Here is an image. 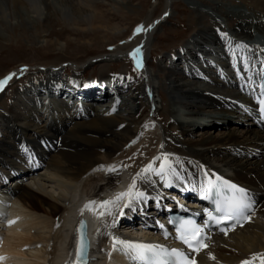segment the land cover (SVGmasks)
<instances>
[{
	"label": "bare ground",
	"instance_id": "bare-ground-1",
	"mask_svg": "<svg viewBox=\"0 0 264 264\" xmlns=\"http://www.w3.org/2000/svg\"><path fill=\"white\" fill-rule=\"evenodd\" d=\"M191 1L197 16L193 34L172 51L169 63L158 64L154 72L146 62L149 40L168 18L164 13L170 14L172 0H164L156 17L141 20L138 24L153 27L131 40L135 27L119 40L122 35L101 19V25H94L101 16L95 3L108 4L120 13L122 8L133 11L125 0H0V42L20 39L39 44L47 29L66 21L83 22L92 31L102 30L103 37L119 41L94 61L117 59L141 44L144 65L134 84L121 71L102 73L98 79L73 71L68 82L58 77L56 68H45L37 70L41 78L27 79L29 83L11 90V104L1 105L0 115V220L4 216L13 223L0 228V256L4 257L0 264H65L74 259L80 218L87 223L88 264H132L123 252L111 249L108 233L127 239L147 237L146 233L154 232L145 227L160 219L164 210L150 201L147 215L142 217L138 211L108 229L110 218L100 227L101 217L88 210L81 214L79 209L87 200L126 188L139 167L160 152L174 154L172 163L185 184L205 180L208 171L241 184L256 198L250 220L227 235L209 237L208 248L196 255L200 264H239L253 252L264 253V128L253 122L250 93V84L264 66V0ZM221 33H227L228 39ZM229 40L255 49L257 59L246 71L229 50L235 48ZM11 73L6 87L19 72ZM145 109L147 113L138 116ZM231 122L237 126L213 135L207 128ZM199 127L205 130L198 131V138L188 137ZM116 164L122 166L118 174L98 167ZM156 188V192L149 190L153 198L162 192L163 203H175L168 197L177 194L159 184ZM209 251L215 260L208 259Z\"/></svg>",
	"mask_w": 264,
	"mask_h": 264
},
{
	"label": "snow or ice",
	"instance_id": "snow-or-ice-1",
	"mask_svg": "<svg viewBox=\"0 0 264 264\" xmlns=\"http://www.w3.org/2000/svg\"><path fill=\"white\" fill-rule=\"evenodd\" d=\"M169 13L165 12L164 16H168ZM155 23V22H153ZM153 27V24H148L145 28L142 24H137L133 29L132 37L141 32H146ZM223 39H228L227 33H221ZM123 43V41H121ZM229 45L235 44V48H229L235 59L240 61L243 66V70H247L252 66V61L257 59L254 55L255 49L247 45L245 42L228 41ZM227 46V45H226ZM112 46H110L111 48ZM247 53L245 56L239 55L238 51ZM127 55L131 58L134 68L139 70L143 65L142 58V46L138 44L132 48ZM264 55V53H262ZM264 63V62H262ZM27 70V66L21 67V73ZM13 73L0 77V91H3L9 80L13 77ZM129 79H131L129 77ZM93 83H97L94 81ZM244 111H248L245 105H240ZM113 110L115 108L113 107ZM258 111L260 119L264 120V84L260 85L258 94ZM122 127V126H121ZM43 143V141L41 142ZM134 143V141H130ZM127 147V145L125 146ZM163 148V142L160 145ZM174 154L167 152H160L157 156H153L147 163L139 167V169L131 176L130 182L127 187L121 191H116L109 198H102L99 200H87L83 206L79 209L82 214L85 210L92 212L97 217L107 216L110 218V222L106 224V228L115 229L118 227V223L124 217H130L138 211L141 216L147 215L146 206L150 201L154 200L155 207L164 210H170V206L163 203L165 199L162 192H158L156 197L153 198L150 194L156 192V186L159 184L164 189L177 186L176 182L184 179L180 171L176 170L171 157ZM31 161V156H29ZM158 161V163H156ZM106 173L118 174L120 164L99 165ZM123 167H129V165H123ZM95 171V169H93ZM205 180L200 186L199 195L203 200L210 202V207H204L202 213L204 216L203 222L198 223L197 217L200 216V211L190 212L184 205L177 204V207L188 211L190 214L187 216H178L175 219L169 217L166 221L168 225H172L175 236L174 239L182 242L184 247H169L157 242H146L141 240L124 239L119 235H115L109 232V238L112 250H119L125 254L129 259L133 261V264H197L196 254L200 253L202 249H207L208 244L205 243L211 229L215 226L220 232L225 235L237 225H243V222L250 220V216L247 214L251 211L256 201L250 195L249 191L233 183L230 179H226L215 173H209L204 171ZM183 190V189H181ZM175 200V197H168ZM119 213L117 215L116 213ZM7 223H13L9 220ZM156 225L160 228L163 235L167 237L169 235L168 229L165 227V223L159 220L155 221ZM85 222L80 220L79 225L76 228L78 233L75 245V258L66 261L65 264H88V249L89 244L85 235ZM99 231V229L97 230ZM209 260H215V257L211 251L207 252ZM4 257L0 256V260ZM259 260L260 264H264V253L253 252L245 259L239 261V264H255V261Z\"/></svg>",
	"mask_w": 264,
	"mask_h": 264
},
{
	"label": "rangeland",
	"instance_id": "rangeland-1",
	"mask_svg": "<svg viewBox=\"0 0 264 264\" xmlns=\"http://www.w3.org/2000/svg\"><path fill=\"white\" fill-rule=\"evenodd\" d=\"M125 2L128 5H132L135 9L129 11L126 8H122L123 10L120 13L108 4H102L101 2L95 3L94 8L100 11L101 16L97 15L98 20L94 25H101L99 20L101 19L103 23L115 28V31L122 35L119 40L123 38L126 39L136 24L147 15L156 17L161 12L164 0H125ZM194 12L195 7L191 0H172L168 18L163 20V22L155 28L153 36L149 40L148 53L146 55V62L148 63L149 69L156 72L158 64L169 63L172 51L182 40L193 34L192 29L197 22V16ZM121 14L124 15L125 18L122 17ZM61 26L62 25L44 31V36L41 38L43 40L41 43L39 42V44H32L27 41L24 42L20 39L0 42V77L12 71L21 73V67L27 66L25 73L20 76L18 73L13 78L12 83L3 90L0 97V115L3 113L1 105L11 104L9 95L13 88L25 85L29 83L31 79L41 78L42 73L37 71L38 69L56 68L58 72H60L58 77L64 81L72 80L71 75L73 71H78L77 74L84 73L82 74L83 76L97 77V79L102 73L109 74L112 72L113 74H117L121 71L125 73L128 78H131L130 82L133 84L141 77V71H134L131 68L133 62L128 55H123L111 61H94L95 57L99 56L101 53H106L111 45L117 44L119 42L118 39L115 38L112 40L105 38L103 37L104 32L102 30L95 29V31H92L90 27L83 22L74 24L70 21H66L65 25L63 24V26ZM73 78H76L75 73L73 74ZM27 79L30 80L27 81ZM159 92L163 100H166L167 96H165V92L161 89H159ZM154 94V97L160 102L159 96L156 95L157 93ZM146 113L147 109L139 113L138 116L142 117ZM159 118H162V116ZM232 125L237 126L236 123L231 122L220 128H213L210 126L207 128L213 135L217 133V131L225 130ZM204 130L205 128L201 127H199V129H194L192 134H188V137L198 138V131L201 132ZM47 189L51 192L53 191L49 186Z\"/></svg>",
	"mask_w": 264,
	"mask_h": 264
},
{
	"label": "water",
	"instance_id": "water-1",
	"mask_svg": "<svg viewBox=\"0 0 264 264\" xmlns=\"http://www.w3.org/2000/svg\"><path fill=\"white\" fill-rule=\"evenodd\" d=\"M80 220H81V219H80ZM83 220H84V219H83ZM84 222H85V229H84V231H85L86 239H87L88 244H89V240H88V237H87V226H86V221L84 220ZM79 223H80V221L78 222L77 226L79 225ZM77 226H76V228H77ZM77 235H78V233H77Z\"/></svg>",
	"mask_w": 264,
	"mask_h": 264
}]
</instances>
